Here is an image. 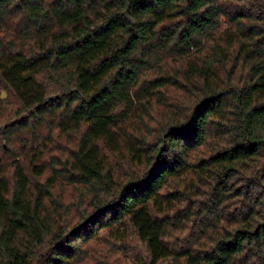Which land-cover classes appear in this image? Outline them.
<instances>
[{"label":"trees","instance_id":"trees-1","mask_svg":"<svg viewBox=\"0 0 264 264\" xmlns=\"http://www.w3.org/2000/svg\"><path fill=\"white\" fill-rule=\"evenodd\" d=\"M101 241L264 264V0H0V264Z\"/></svg>","mask_w":264,"mask_h":264},{"label":"rangeland","instance_id":"rangeland-1","mask_svg":"<svg viewBox=\"0 0 264 264\" xmlns=\"http://www.w3.org/2000/svg\"><path fill=\"white\" fill-rule=\"evenodd\" d=\"M71 189H66L68 197ZM87 264H136L127 255L114 251L108 243L103 241L95 244L91 250V257Z\"/></svg>","mask_w":264,"mask_h":264}]
</instances>
